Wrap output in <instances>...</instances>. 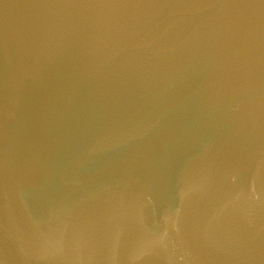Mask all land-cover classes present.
<instances>
[{
	"label": "water",
	"instance_id": "obj_1",
	"mask_svg": "<svg viewBox=\"0 0 264 264\" xmlns=\"http://www.w3.org/2000/svg\"><path fill=\"white\" fill-rule=\"evenodd\" d=\"M0 264H264V0H0Z\"/></svg>",
	"mask_w": 264,
	"mask_h": 264
}]
</instances>
